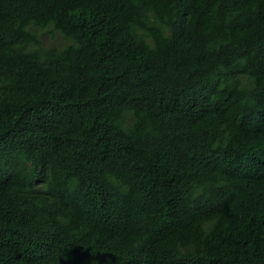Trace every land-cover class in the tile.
I'll return each mask as SVG.
<instances>
[{
	"label": "trees",
	"instance_id": "16d2710c",
	"mask_svg": "<svg viewBox=\"0 0 264 264\" xmlns=\"http://www.w3.org/2000/svg\"><path fill=\"white\" fill-rule=\"evenodd\" d=\"M0 264H264V0H0Z\"/></svg>",
	"mask_w": 264,
	"mask_h": 264
}]
</instances>
